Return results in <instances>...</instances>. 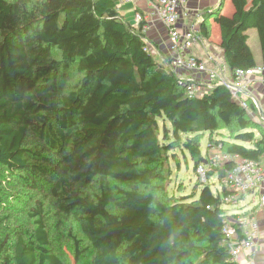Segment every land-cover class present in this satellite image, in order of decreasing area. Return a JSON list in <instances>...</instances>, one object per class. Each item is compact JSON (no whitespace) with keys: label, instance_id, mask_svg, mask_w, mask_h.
I'll return each instance as SVG.
<instances>
[{"label":"trees","instance_id":"1","mask_svg":"<svg viewBox=\"0 0 264 264\" xmlns=\"http://www.w3.org/2000/svg\"><path fill=\"white\" fill-rule=\"evenodd\" d=\"M231 3L230 15L208 12L231 73L264 66V0ZM144 25L132 26L114 0H0V165L32 190L50 192L78 223L92 264H238L222 244L224 225L241 231L228 221L230 189L214 194L202 184L197 196L168 200L173 144L159 121L170 123L176 141L189 136L181 145L195 170L206 160L205 133L208 146L261 164L264 130L249 113L253 105L244 108L219 81L188 96L148 51ZM203 25L200 39L209 36ZM71 66L81 78L65 90L58 72ZM30 135L40 140L37 149L27 145ZM233 165L226 162L218 177ZM29 216V238L18 236L11 253L0 245V264H65L48 247L40 201Z\"/></svg>","mask_w":264,"mask_h":264},{"label":"rangeland","instance_id":"2","mask_svg":"<svg viewBox=\"0 0 264 264\" xmlns=\"http://www.w3.org/2000/svg\"><path fill=\"white\" fill-rule=\"evenodd\" d=\"M229 11L226 6L223 14L230 15L231 4L229 3ZM225 12V13H224ZM248 43L254 52L257 48L260 51L259 40L256 29L250 28L247 32ZM56 58L58 55L53 53ZM59 81L65 90L75 88L81 74L77 73L74 66L65 71L59 70ZM66 78L63 80V78ZM160 135L162 129L167 131L169 140L172 141V149L168 152L167 165L169 168V178L166 195L169 199L179 195L197 196L202 183L199 182L194 169V161L191 159L188 151L182 148L181 141L189 137L182 134L178 141L172 137L170 133V123L168 121H159ZM40 140L37 137L29 136L27 145L36 148ZM199 144L201 153L206 157L205 150L208 146V134L200 136ZM212 192H219L220 183L216 174H213L208 180ZM0 191L3 201L0 205V245L9 253L11 247L18 236L25 239L29 238L32 231L33 219L30 217L31 207L35 205V201H40L43 207V218L48 232L49 249L55 253L65 264H92L93 250L89 243L80 233L78 223L71 215L61 213L55 206L54 200L48 190L37 191L23 185L14 175L10 174L4 166L0 165ZM229 209L230 206L226 205ZM110 210H114L113 204L109 206ZM231 210V208H230ZM233 210V209H232Z\"/></svg>","mask_w":264,"mask_h":264},{"label":"built area","instance_id":"3","mask_svg":"<svg viewBox=\"0 0 264 264\" xmlns=\"http://www.w3.org/2000/svg\"><path fill=\"white\" fill-rule=\"evenodd\" d=\"M133 0H122L120 3H129ZM187 0H153L152 6L154 12L164 23L168 40L176 56L169 63V70L173 71L179 81L180 86L185 88L188 96L202 95L209 91L212 83L219 81L231 93L244 108L248 104L240 93L247 88L248 84L255 80L264 79V66L256 65L246 69H236L230 78L220 77L214 69H209L206 65L194 57L186 56V52L191 47L198 45L200 37L197 31L190 29H180L178 21L181 18L182 10L186 6ZM134 19L137 23L142 21L143 15L140 12L135 13ZM145 25L143 26V29ZM181 69V70H180ZM182 71H197L206 75L211 83L208 86L195 82L187 75L181 74ZM254 103V102H253ZM206 160L197 166L196 174L200 183L208 184L213 174H216L222 186L230 189L231 194L223 197L229 205H235L240 198L249 193L258 195V204L264 214V170L262 166L250 159L241 158L238 155H231L222 151L219 144L207 146ZM228 161H234L231 169L226 170L224 175L218 177V170ZM238 226L241 228L242 235L234 225L226 224L223 227L222 244L228 249L230 259L236 263L242 252L248 251L247 259L241 264H256L254 259V244L259 236V227L255 221L248 218L239 219Z\"/></svg>","mask_w":264,"mask_h":264},{"label":"crops","instance_id":"4","mask_svg":"<svg viewBox=\"0 0 264 264\" xmlns=\"http://www.w3.org/2000/svg\"><path fill=\"white\" fill-rule=\"evenodd\" d=\"M114 1L116 9L132 26L138 25L134 19L135 13L140 12L143 15L146 22L144 28L146 47L153 59L162 68L168 69L169 63L176 56V53L170 45L164 23L154 12L152 6L153 0H133L129 3H120L122 0ZM229 3L231 4V11H233L231 0H187L185 8L182 10L181 18L178 21V26L182 30L192 29L198 31L201 24L204 23L203 28H207L205 30L208 31L209 36H202L198 45L188 49L186 56L196 58L204 63L207 68L214 69L220 77L225 78H230L232 73L225 61L223 50L218 45L220 40L219 27L214 22L213 16H210L211 14L208 12L219 10L222 13L225 8L224 6L229 11ZM252 53L256 63L260 64L261 56L259 49L257 50L256 48ZM181 74L187 75L201 85L208 86L211 83L207 80L205 74L198 73L197 71H182ZM240 95L245 101L253 105L254 109L251 108L249 113L260 124L262 130H264V79L250 82ZM254 131L255 135L258 136L259 131ZM206 151L207 149L205 153ZM260 165L264 170V157ZM229 206L231 210L230 208L227 209V215H232V217L228 218L229 222H234L238 225L239 219L248 218L250 221H255L258 224L259 236L253 247L254 259L256 264H264V214L258 204V195L256 193L245 194L237 204ZM238 235H242V231ZM248 253V251L241 253L237 260L238 264L243 263L247 259Z\"/></svg>","mask_w":264,"mask_h":264}]
</instances>
